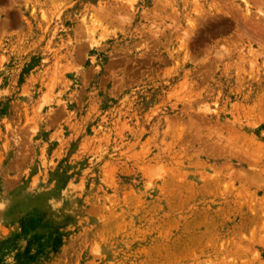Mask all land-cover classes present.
<instances>
[{
  "label": "rangeland",
  "instance_id": "rangeland-1",
  "mask_svg": "<svg viewBox=\"0 0 264 264\" xmlns=\"http://www.w3.org/2000/svg\"><path fill=\"white\" fill-rule=\"evenodd\" d=\"M0 264H264V0H0Z\"/></svg>",
  "mask_w": 264,
  "mask_h": 264
}]
</instances>
